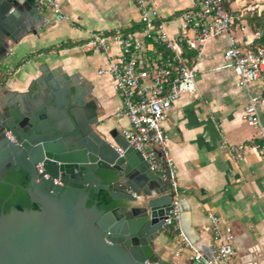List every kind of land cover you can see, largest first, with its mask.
Segmentation results:
<instances>
[{
	"label": "crops",
	"instance_id": "0c3cea01",
	"mask_svg": "<svg viewBox=\"0 0 264 264\" xmlns=\"http://www.w3.org/2000/svg\"><path fill=\"white\" fill-rule=\"evenodd\" d=\"M59 1L70 21H58L40 2L42 20L36 31L21 33L0 61V83L6 86L0 87V100L3 104L19 99L41 105L56 93L65 98L67 88H87L86 101L97 99L99 118L107 119L108 128L121 130L128 120L115 117L121 105L118 90L109 75L98 73L107 64L106 54L101 50L67 51L64 47L85 41L93 31L116 27L142 38L139 11L133 0ZM195 1L150 0L158 6L160 17L167 19L192 8ZM239 1L230 3L235 14ZM6 4L4 12L0 8V25L10 27L6 28L10 37L4 36L10 41L14 28L17 33V16L9 0H0V7ZM168 29L175 35L183 33L180 20L170 21ZM233 32L244 42L253 40L254 31L244 16L236 19ZM226 46L224 37L211 38L196 60L198 96L183 94L168 111L164 122L167 147L194 232L212 241L210 215L215 214L236 236L232 264H264V164L258 150L236 157L221 144L223 139L232 144L257 142L261 131L259 125L244 119L248 91L236 85L234 70L225 66ZM119 52V45L114 44L113 56ZM250 91L264 94V81L253 82ZM260 115L264 127V103ZM59 120L70 124L66 117ZM158 252L170 262L185 264L192 249L185 246L180 233L170 236L166 231L159 238Z\"/></svg>",
	"mask_w": 264,
	"mask_h": 264
},
{
	"label": "water",
	"instance_id": "95a60500",
	"mask_svg": "<svg viewBox=\"0 0 264 264\" xmlns=\"http://www.w3.org/2000/svg\"><path fill=\"white\" fill-rule=\"evenodd\" d=\"M9 1L17 33L14 28L8 41L10 27L0 25V61L21 33L35 32L42 20L39 0ZM64 92L65 98L56 93L41 105L0 100V182L13 168L27 172L26 189L38 205L0 214V264H174L158 252L173 207L168 175L152 171L118 128H108L97 99L86 101L89 89ZM101 190L121 204L111 210L88 206L91 192ZM181 201L182 231L214 259L212 241L194 232Z\"/></svg>",
	"mask_w": 264,
	"mask_h": 264
},
{
	"label": "built area",
	"instance_id": "2783aa9c",
	"mask_svg": "<svg viewBox=\"0 0 264 264\" xmlns=\"http://www.w3.org/2000/svg\"><path fill=\"white\" fill-rule=\"evenodd\" d=\"M39 1L55 14L58 21H70L59 0ZM133 1L140 14L142 38L116 27L93 31L85 41L64 49L101 50L106 54L107 64L98 73L109 75L120 95L121 105L115 117H126L128 120V125L121 128V134L141 153L152 171L168 175L173 207L166 224L178 229L185 246L192 249L185 264H232L236 255V236L232 227L222 224L218 216L210 215L214 259L195 249L181 229L180 184L167 147L168 135L164 122L170 108L183 94L198 96L196 60L203 55L209 39L224 37L227 42L225 66L234 70L236 85L248 91L244 119L250 125H259L261 131L257 142L232 144L223 139L221 144L236 157L252 149L258 150L264 164V127L260 115L264 94L250 91L253 82L264 81V44L257 42L263 30H256L251 42L238 39L233 32L235 21L245 14L227 10L224 0H196L192 8L171 19L160 17L158 6L150 0ZM263 6V0H255L248 9L260 11ZM176 20L181 21L183 30L179 35L172 34L168 29L169 22ZM114 44L120 47L117 56L112 53ZM191 53L193 55L190 57ZM118 151L122 152V149L118 148Z\"/></svg>",
	"mask_w": 264,
	"mask_h": 264
},
{
	"label": "trees",
	"instance_id": "16d2710c",
	"mask_svg": "<svg viewBox=\"0 0 264 264\" xmlns=\"http://www.w3.org/2000/svg\"><path fill=\"white\" fill-rule=\"evenodd\" d=\"M234 0H224L225 8L231 11L230 3ZM264 5V0H263ZM246 17L250 27L255 32L259 28L263 30L262 37L257 40L258 43L264 44V6L259 11L255 9L252 13H247ZM99 173H102L99 171ZM111 174H105V183L111 182L109 176ZM4 180L7 182H0V214L2 212L7 213L12 208L17 209H37L38 205L32 201L27 187L29 186V175L23 170H16L15 168L11 169L4 177ZM94 203H97L99 208L105 210H111L114 207L121 204V202L112 199L110 194L101 190L98 194H95L93 191L90 194L87 205L92 206ZM174 226H170L168 233L170 236L177 235L178 231L173 229Z\"/></svg>",
	"mask_w": 264,
	"mask_h": 264
},
{
	"label": "rangeland",
	"instance_id": "374dc122",
	"mask_svg": "<svg viewBox=\"0 0 264 264\" xmlns=\"http://www.w3.org/2000/svg\"><path fill=\"white\" fill-rule=\"evenodd\" d=\"M254 3H255V0H240L238 5H237V3L235 4L236 10H238V11H236L237 14L244 13L246 15L248 12L252 13L255 9L249 10L248 8L253 6ZM244 18L246 19V17H244ZM108 124H109V122H108Z\"/></svg>",
	"mask_w": 264,
	"mask_h": 264
}]
</instances>
